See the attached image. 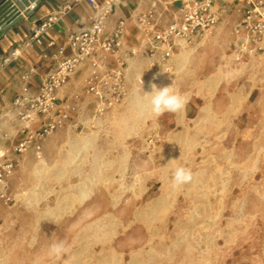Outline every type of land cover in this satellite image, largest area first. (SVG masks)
I'll list each match as a JSON object with an SVG mask.
<instances>
[{"label":"rangeland","instance_id":"obj_1","mask_svg":"<svg viewBox=\"0 0 264 264\" xmlns=\"http://www.w3.org/2000/svg\"><path fill=\"white\" fill-rule=\"evenodd\" d=\"M238 39L191 71L152 57L102 114L83 85L72 120L16 157L0 264H264V40ZM152 85L185 109L154 116ZM178 166L193 180L176 188Z\"/></svg>","mask_w":264,"mask_h":264},{"label":"built area","instance_id":"obj_2","mask_svg":"<svg viewBox=\"0 0 264 264\" xmlns=\"http://www.w3.org/2000/svg\"><path fill=\"white\" fill-rule=\"evenodd\" d=\"M216 0H188L182 3L173 21L163 30L153 25V13L141 15L139 23L149 47L147 54L156 56L160 61H168L174 55L180 43H189L218 24L220 11L215 7ZM95 6L93 0H87ZM110 9L93 17L88 25L71 32L64 45L56 46L54 41L46 43L48 50L44 58L48 70L39 76L35 94L30 95L26 87L17 94L12 105L20 108L21 120L35 119L38 127L23 129V136L12 145L13 157L0 152V201L8 204L12 201L8 191V180L15 172L18 156L31 152L39 155L42 141L74 117L72 104H57V91L64 88L71 77L80 69L86 72L84 92L93 103L95 114H102L118 105L125 96L126 62L120 56L123 21L120 20L109 32H105L106 16ZM241 19L234 33L252 47H260L264 40V0H242ZM52 23L47 18L33 30L31 38L39 44L41 36ZM6 61V60H5ZM29 72H35L31 68ZM28 80L29 76L23 75Z\"/></svg>","mask_w":264,"mask_h":264},{"label":"crops","instance_id":"obj_3","mask_svg":"<svg viewBox=\"0 0 264 264\" xmlns=\"http://www.w3.org/2000/svg\"><path fill=\"white\" fill-rule=\"evenodd\" d=\"M90 6L87 0H39L26 18L0 29V152L12 158V145L22 136L23 129H35V119L25 121L19 118L21 107L12 105L14 97L26 87L30 95L35 94L39 76L48 70L44 58L48 50L46 43L54 41L56 46L64 45L69 33L88 25L90 20L110 9L106 16L105 32L109 33L117 23L123 21L120 56L126 62L125 81L134 82L137 68L149 65L151 57L149 47L139 18L148 12L153 13V25L156 30L165 29L174 19L182 3L188 0H93ZM242 0H216L215 7L220 11L218 24L210 32L192 39L189 43H180L175 50L174 65L177 69H193L196 52L199 47H235L239 40L235 27L241 19ZM52 23L41 36L39 44L32 38L35 28L47 18ZM238 37V38H237ZM154 60L156 56H153ZM6 60V61H5ZM35 68V72H29ZM29 76L28 80L22 78ZM86 72L78 70L69 83L57 91V104H72L84 85Z\"/></svg>","mask_w":264,"mask_h":264},{"label":"clouds","instance_id":"obj_4","mask_svg":"<svg viewBox=\"0 0 264 264\" xmlns=\"http://www.w3.org/2000/svg\"><path fill=\"white\" fill-rule=\"evenodd\" d=\"M155 89V94L151 96L149 102L150 111L154 116H161L165 112L178 113L185 109L188 99L179 92H173L170 87L156 88V85H152ZM193 180V173L191 169L178 166L175 168L172 175L173 187L179 188L183 185L191 183ZM69 251L64 241H57L50 245L49 253L55 258L63 257Z\"/></svg>","mask_w":264,"mask_h":264},{"label":"bare ground","instance_id":"obj_5","mask_svg":"<svg viewBox=\"0 0 264 264\" xmlns=\"http://www.w3.org/2000/svg\"><path fill=\"white\" fill-rule=\"evenodd\" d=\"M38 2L39 0H0V29L26 18Z\"/></svg>","mask_w":264,"mask_h":264},{"label":"water","instance_id":"obj_6","mask_svg":"<svg viewBox=\"0 0 264 264\" xmlns=\"http://www.w3.org/2000/svg\"><path fill=\"white\" fill-rule=\"evenodd\" d=\"M0 19H1V17H0Z\"/></svg>","mask_w":264,"mask_h":264}]
</instances>
